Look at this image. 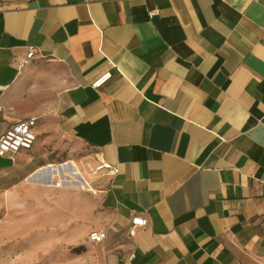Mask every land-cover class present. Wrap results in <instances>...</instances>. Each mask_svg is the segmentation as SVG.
Wrapping results in <instances>:
<instances>
[{
	"label": "crops",
	"instance_id": "crops-1",
	"mask_svg": "<svg viewBox=\"0 0 264 264\" xmlns=\"http://www.w3.org/2000/svg\"><path fill=\"white\" fill-rule=\"evenodd\" d=\"M0 105L117 168L104 264H264V0H0Z\"/></svg>",
	"mask_w": 264,
	"mask_h": 264
},
{
	"label": "rangeland",
	"instance_id": "rangeland-1",
	"mask_svg": "<svg viewBox=\"0 0 264 264\" xmlns=\"http://www.w3.org/2000/svg\"><path fill=\"white\" fill-rule=\"evenodd\" d=\"M48 134L52 144L29 151L15 169L0 174V264H104L89 237L100 216L104 172L90 148L54 125ZM50 168L62 170V186L48 175L39 178Z\"/></svg>",
	"mask_w": 264,
	"mask_h": 264
},
{
	"label": "built area",
	"instance_id": "built-area-1",
	"mask_svg": "<svg viewBox=\"0 0 264 264\" xmlns=\"http://www.w3.org/2000/svg\"><path fill=\"white\" fill-rule=\"evenodd\" d=\"M156 15V11L150 12V17L153 18ZM36 51L31 50L20 63V68L23 69L29 66L34 59ZM113 74L111 71L104 73L94 82V87L100 88L107 83ZM4 111V107L0 105V114ZM38 117H30L25 120L12 124L0 137V155L15 157L24 151H29L34 148L38 139ZM109 169L110 173L115 174L118 170L110 165H102L98 168L99 171ZM148 225V219L144 216L136 215L133 217L132 227L133 230ZM90 240L94 243H101L108 237V232L104 229L94 230L90 233Z\"/></svg>",
	"mask_w": 264,
	"mask_h": 264
},
{
	"label": "bare ground",
	"instance_id": "bare-ground-1",
	"mask_svg": "<svg viewBox=\"0 0 264 264\" xmlns=\"http://www.w3.org/2000/svg\"><path fill=\"white\" fill-rule=\"evenodd\" d=\"M62 165H66V163L65 164H62ZM53 166H57V165H50L49 167H53ZM59 167L61 166V165H58ZM51 168H50V170H49V172L48 173H45V172H43V173H41L42 175H39V178L41 179V176H44V175H48L50 178H53V179H55V181H53V182H58L59 183V185H57V187L58 186H62L63 185V183H62V181H63V176H64V174H63V172H62V170L59 168L56 172H55V170L56 169H54V170H51ZM60 176V178H59V181H57L56 180V176ZM67 176H70V178H73L72 180L74 181V182H78V179L76 178V176L73 174L72 175V173H69V175L68 174H66ZM71 175H72V177H71ZM51 186V185H50ZM84 188H86V186H84Z\"/></svg>",
	"mask_w": 264,
	"mask_h": 264
}]
</instances>
